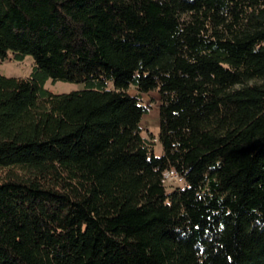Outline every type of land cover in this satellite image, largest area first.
Here are the masks:
<instances>
[{
    "label": "trees",
    "instance_id": "16d2710c",
    "mask_svg": "<svg viewBox=\"0 0 264 264\" xmlns=\"http://www.w3.org/2000/svg\"><path fill=\"white\" fill-rule=\"evenodd\" d=\"M26 56L0 74V264H264V0H0V62Z\"/></svg>",
    "mask_w": 264,
    "mask_h": 264
},
{
    "label": "rangeland",
    "instance_id": "374dc122",
    "mask_svg": "<svg viewBox=\"0 0 264 264\" xmlns=\"http://www.w3.org/2000/svg\"><path fill=\"white\" fill-rule=\"evenodd\" d=\"M32 58L30 56H26L21 61L15 60H6L0 62V74L12 77H27L31 71ZM45 88L48 89L52 93H65L73 90H79L82 88V84L73 83V82H63L57 81L55 83H51L50 80H47L45 83ZM130 93H134L135 89L130 88ZM142 99L145 104H149L151 106L150 111L147 114L142 116L140 126L142 127V135L151 139V135L156 137L154 140V153L156 155L162 154V146L157 139V133L159 130V117H158V106L160 103V97L157 91H150L148 93L142 94ZM176 186L175 183L167 182L166 186L168 189Z\"/></svg>",
    "mask_w": 264,
    "mask_h": 264
},
{
    "label": "built area",
    "instance_id": "2783aa9c",
    "mask_svg": "<svg viewBox=\"0 0 264 264\" xmlns=\"http://www.w3.org/2000/svg\"><path fill=\"white\" fill-rule=\"evenodd\" d=\"M163 181L165 183H167V182L171 183V181H172V183H175L176 186H183V184H184V179L179 174H177V172L173 169H169V170L164 171Z\"/></svg>",
    "mask_w": 264,
    "mask_h": 264
}]
</instances>
